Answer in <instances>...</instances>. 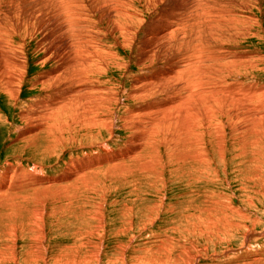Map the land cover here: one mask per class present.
I'll use <instances>...</instances> for the list:
<instances>
[{
	"label": "rangeland",
	"instance_id": "1",
	"mask_svg": "<svg viewBox=\"0 0 264 264\" xmlns=\"http://www.w3.org/2000/svg\"><path fill=\"white\" fill-rule=\"evenodd\" d=\"M84 1L72 0L70 8L68 3L57 0H3L1 19L11 11L13 15L29 13L32 17L25 18L30 29L26 33L30 35L23 42L29 62L28 80L16 103L0 91V176L10 167H19V177H26L25 181L35 175L58 179L71 166L81 170L87 160L119 155V150L128 144L129 132L120 129L118 118L126 117L127 108L132 107V101L125 102L124 96L135 86L138 75L153 70H140L137 63L152 52L150 45L154 43L160 45V52L154 50L156 54H151L155 63L150 68L165 66L170 62L167 58L183 56L179 51L184 50V42L186 46L198 43L207 53L211 48L222 59H207L208 69L212 65L224 71L219 79L212 80L233 88L234 102L238 100L221 108L224 115H212L207 108V126L200 131L191 113V117L186 116L190 122L182 124L187 123V128L180 129L179 119L175 118L177 128H169L168 136L163 135V127H157L159 132H153L156 142L154 138H147L148 142L145 139L128 161L123 158L102 163L55 186L43 183L17 196L0 195V204H5L0 212V264H264V116L260 115L264 114V0H243L247 2L245 8L241 0H200L199 8L195 6L199 0H163L150 4L148 11L144 9L146 1L140 0L131 11L139 21L133 15L118 17L119 8L111 4L107 5L113 8L104 10L106 0ZM207 6L218 9L212 17L226 13L235 21L193 18ZM177 11L187 16L190 12L189 21L197 26L187 25L188 37L183 36L182 46L178 43L177 51L169 48L166 52L162 50L165 45L174 47L176 41L168 35L161 42V29L175 21ZM129 30L137 31L136 35L129 36L133 33ZM148 35H152L151 43L146 40ZM21 39L14 40L17 43ZM87 41L89 44H85ZM72 45L75 48L68 50ZM48 47L52 48L47 50ZM82 49L88 55L94 51L99 63L107 61V65L98 64V70H104L105 75L95 76L110 91L114 104L109 106L106 120L108 125L112 119L115 131L110 134L92 130L97 142L90 143L92 139L86 141L81 134L84 139H76L73 145L65 143L71 137L68 134L54 142L48 133L24 136L27 127L20 114L27 101L40 95L39 86L28 88L33 77L52 69L51 64L59 60L64 62L61 59L67 54L83 56ZM45 50L55 58L40 66L37 62L41 64ZM241 55H245L242 62L227 65L233 56ZM161 57L165 58L163 63L158 62ZM248 60L253 68L244 67ZM115 63L126 69L120 70ZM149 65V60L145 61V66ZM222 97L208 101L215 103L225 98ZM155 100L159 99H145ZM197 131L202 136L194 135Z\"/></svg>",
	"mask_w": 264,
	"mask_h": 264
},
{
	"label": "bare ground",
	"instance_id": "2",
	"mask_svg": "<svg viewBox=\"0 0 264 264\" xmlns=\"http://www.w3.org/2000/svg\"><path fill=\"white\" fill-rule=\"evenodd\" d=\"M10 1L12 2L14 0H10ZM57 1L60 3H68L69 7L71 8L72 0H57ZM142 1H146V3L144 4V9H146V8L150 9V7H152L150 4L154 5L157 2L161 3V1H163V0H142ZM201 1H203V0H201ZM241 1L243 4V8L247 7V2L244 3L243 0H241ZM139 2H140V0H106L105 6L103 8H105L104 10H106L107 8H109L108 5L111 4V5L117 6L119 8V14L117 13L118 17L121 15L122 16L133 15V16L138 18V16L136 14H133L131 11H134L133 5L138 4ZM199 2H200V0H199ZM199 2L198 1L195 2L196 3L195 6L197 8L200 7L198 4H201V2L200 3ZM1 5H3V0H0V7H1ZM8 5H9V3H8ZM8 5L7 6L5 5V8L12 6V5L11 6H8ZM58 5H59V3H58ZM193 5L194 4L191 5V8H190L191 10H193ZM211 7H212V5H211ZM62 8H64V6ZM103 8H102V11H104ZM110 8H113V7L110 6ZM84 9H86V8H84ZM89 9H92V7L90 6ZM147 9H146V11H148ZM11 10H12V8H11ZM114 10H112V11H114ZM215 10H218V9H211L207 6L206 8H204V11H201V13L207 12V15L205 13L202 16H200L201 13L199 12V15L192 13L193 14L192 16H194L193 18H195V16H196V19L198 21H199V19L202 20L203 18H206V19L211 18L209 21H211L212 19H214V21H219L216 18H219L221 20H222V18H223V20H224V18H229V19H231L230 21L233 20L232 19L233 16H231L230 14H226V13L224 15L221 14L222 16H220V17H216V18L212 17L214 15L212 13ZM0 11H2V8H0ZM80 11H82V10L80 9ZM101 13H100V15H101ZM189 13L187 16L186 14H183V15L178 14V11H177L174 14L175 21L173 22V20H172V23L170 22V24H165V26L161 29V31H162L161 32V39H160L161 42L168 35L171 37V40L176 41L174 43V47L171 46V44H170L171 41L168 43L170 45L166 44L165 49L164 48L162 49L163 51L167 52L168 51L167 49H169V48H174L175 51H177L178 49H176V46L178 43H179V45L182 46L181 42L183 40V36H187L186 32H187L188 28H186V27H187V25L189 26L191 24L189 21L191 15ZM196 13H198V10L196 11ZM2 14L4 15L5 13L3 12ZM13 14L14 13H12V11H11V13H9L8 15H6V16L4 15V17L2 19L0 18L1 19L0 20V91L7 94L9 96V98L12 99L14 101V103H16L19 99V93L21 91L22 85L26 82V80H28V77H29V62H28V58H27L25 45L23 42L30 35V34L27 35L28 33H26V30L28 29V25L26 26L25 22H29V21H27V19H25V18L32 17V16H30L29 13L22 14V15H20V13L15 14V15H13ZM36 14L37 13L35 10V15ZM40 14L41 13H39V15ZM41 15L43 16V12ZM67 15H68V13H67ZM80 16H81V13H80ZM55 17L56 16H54L53 18H55ZM56 18L58 19V17H56ZM59 18H60V14H59ZM65 18H67V16ZM98 19H102V18L99 17ZM89 20H90V18H89ZM197 20H195V22ZM225 20H227V19H225ZM83 21H87V19H83ZM138 21H139V18H138ZM233 21H235V20H233ZM179 23H182L181 24L182 28L178 25ZM67 24H69V23H67ZM70 25H71V23H70ZM172 25H174V26L171 28ZM191 25H193V24H191ZM214 25H216V24H214ZM196 26L197 25H193V27H191V28H194ZM31 27H33V25ZM41 27H43V26H41ZM91 27L93 28V26H91ZM29 30L30 29H28V31ZM123 30H125V29H123ZM177 30H178V32L176 33L175 31H177ZM196 31H198V30H196ZM202 31H204V30H202ZM202 31H200V33ZM129 32H133V33H131L132 35L128 34L129 36H134L137 33V31H134V30H129ZM159 33H157V34H159ZM195 33H198V32H195ZM208 33L206 32L207 35H208ZM210 33H212V32H210ZM157 34H155V35L157 36ZM189 35H192V34H189ZM209 35H211V34H209ZM180 36H181V39H180ZM204 36H205V33H204ZM18 37H22V39L16 43L14 39H16ZM73 37H74V34H73ZM151 37H152V35H148V37L146 39L150 43H151V39H152ZM196 37H198V36H196ZM81 38H82V36H81ZM76 39L77 38H75V41L77 42L78 39L77 40ZM157 39H158V37H157ZM203 39H204V37H203ZM70 40H72V38ZM95 40H96V38H95ZM133 40H134V38L131 40V43L133 42ZM189 40H188V42H189ZM197 40L199 41L200 39H197ZM212 40H213V37H212ZM160 41H159V44H161ZM200 41L202 42V39ZM203 41H205V40H203ZM167 42L168 41H166V43ZM86 43H88V41L85 42V44ZM189 43H191V42H189ZM204 43H206V42H204ZM14 44H16L15 48L13 47ZM184 44L188 45V43H186V42H184ZM184 44H183V46H184ZM212 44H214V43H212ZM73 45H74V43H73ZM73 45H72L71 49L69 47L68 50H72V48H75ZM186 45L184 46L183 51H179V53L183 54V56H181L180 58L175 56L174 59L173 58L171 59L169 57L170 60H168V58H167V62H169V61L170 62L167 63L165 66L163 64L161 66L159 65L158 68H150V66H153L154 65L153 63H155V61H153L154 54H156L154 52V50L156 52H160V50H158V49H160L159 48L160 45H157L154 43V46H152V44H151L150 47L152 48V50L151 49L150 50L152 52L149 53V55L146 52L147 54L145 56H143V59L137 63V64L141 65L140 70L145 71L148 68L153 69V70L149 73H147V72L141 73L140 72L141 74L138 75L134 80L135 86L132 85L129 93L124 96L125 102L126 101H132V107L127 108L126 117L118 118L119 124L121 125L120 129L125 130V132H127V131L129 132L127 135L128 144L126 143L124 145V147L121 148L122 150H119L120 151L119 155H115V156L111 155L110 158H107V156H106V158L102 157L99 160H98V158L97 159L93 158V159L87 160L86 166H84L81 170L76 168V167L71 166L68 169H66L67 174L62 175L64 177H59L58 179H52V180H49L48 178H45V177H40V176L35 175L34 177L32 176L33 177L32 180L29 179L30 181L29 180L25 181L26 177L25 178L23 177L24 179H21V177H19V176H21V169L19 167H15V166H14L15 168L10 167L9 169H7V171L4 173L3 176H0V195L7 194V195L17 196L16 194H18L19 192H22L24 189L25 190H32L34 187H36V188L42 187L41 184H43V183H45V184L49 183L50 186H55V184L58 182H62V181H66V180H69L71 178H74L77 176V174H79V173L81 174L84 171L89 170L91 167H97L102 163H106V162L110 163L113 161L116 162L117 160H120L123 158H125V160L123 159L124 161H126V159L128 161L129 160L128 156L132 153H134L133 155H136L135 151L139 147H141V145H143L142 143L145 139L154 138L153 132L155 133V131L156 132L158 131V130H155L157 127H163L164 128V129L163 128L161 129V130H163L162 132H163L164 136L169 135L167 131L169 128H172V126L174 127V125H176V128H177V124L174 121L175 118L179 119L178 125H179V127H181L180 129H184V128H187L186 127L187 123L183 127H182V124L184 125L185 120H186V122H190V119H191V118L186 119V116L189 114L188 117L189 116L191 117V114H192L193 120L197 124L196 128L198 127V130L200 131L201 129H203L204 127L206 128V126H207L206 125L207 121L205 122V119H207V112H208L207 110L208 109H209L210 114H212V115L214 113H215V115H221V114L224 115V113L221 111V108H223L225 105L227 107L228 103L229 104L235 103L238 99L235 100V102H234V94H233L234 90H233V88H229L227 86H224L223 84H217V82L216 83L214 82L216 80L215 78H218L219 74L224 73V71H220L219 70L220 67L216 68L215 66H212V65H211V68L208 69V67L206 65L207 59L215 58L214 60L218 61V60L222 59L221 55L218 54V55H220V57L219 56L217 57L215 55V53L213 54L214 51L213 52L210 51L211 48L208 51V53L203 52L201 50L202 47L200 48L199 47L200 45L198 46V43H197V45H196V43H195V45L194 44L189 45V46H186ZM204 46H205V44H204ZM218 46L219 45H217L216 47H218ZM148 47H149V45H148ZM212 47H214V46L212 45ZM51 48L52 47H48L47 50H49ZM84 48H86V47H84ZM87 48L89 49L88 46H87ZM206 48H208V47H206ZM206 48H205V50L209 49V48L208 49H206ZM77 50L78 49H76L75 52H77ZM82 50L83 51H81V52H84L83 56L82 55L75 56V55L67 54V56H64L61 59V60H64V62L57 59V60H59L58 63L51 64L53 66L52 69H50L48 71L46 70L43 73L38 74V75L33 77V80H32V82L28 88L29 89H35L37 86H39L40 95L39 96L37 95L34 98H31L30 101H27L28 103L25 105L26 109L20 114L21 122H23L25 124V126L27 127L24 129V132H23L24 136L27 135V137H29V134L30 135L33 134V136H35V135H37V133H39V134L48 133L47 136L50 138L51 142H54L55 140L60 139L64 135L68 134L71 137L65 143L68 145H73L75 143L76 139H78V138L84 139V137H85L86 141L92 139V141L90 143L97 142V139L95 137L96 134H92L91 133L92 130L93 131L94 130H102V132H106V133H110V134H112L115 131L113 129L114 126H112V124L114 123V122H112V119L110 120L108 125H107V120H106V118L110 112L109 106L111 104L112 105L114 104L113 100L111 99L110 91L108 90L107 84L105 82H102L99 79L100 77L98 78L95 76L96 74H98V76H102V77L105 75V72H103L104 70L101 72L98 70V67H99V65H105V64L107 65V63H106L107 61L104 63H99L98 59L96 60V56L94 55V53H95L94 51H93V53L88 55V53H86V51L84 49H82ZM179 50H182V49L180 48ZM217 50H218V48H217ZM73 51H74V49H73ZM49 52H53V51H49ZM69 52H71V51H69ZM153 52H154V54L151 55ZM169 53H170V51H169ZM79 54H81V53H79ZM224 54H226V53H224ZM55 56L59 57L58 54H56V53H55ZM244 56L243 55L238 56V57L233 56V58H232L233 60L228 61L227 65L228 66L233 65L235 62L236 63L242 62L243 61L242 58ZM54 58L52 56V53L48 54L45 50V56L43 57L41 64L39 62H37V64H39L40 66H45L47 63L50 62V59H54ZM59 58H61V57H59ZM109 58H110V56H109ZM248 58H250V57H248ZM148 60L150 62V65L145 66V61H148ZM163 60L165 61V58L161 57L160 61H158V62L163 63V62H161ZM238 60H240V61H238ZM115 65L119 66V68L121 67L120 70H122V71L126 69V67L123 66V64H116L115 63ZM244 65H245L244 67H249V68L254 67L253 63L249 60L247 62H245ZM30 79H31V77H30ZM207 80L213 81L214 84L209 83L210 81L208 82ZM206 81L210 85L207 84ZM237 90L238 89H235L236 95L238 94ZM219 95L223 96L222 98H224V96H225L224 99L225 100L227 99L228 102L226 101L227 103H225L224 99L223 100L217 99L215 101V103H214V101H211V103H209V101H210L209 99L213 98V100H214L215 97H217ZM247 95H249V94H247ZM146 98H149V99H157L158 98L159 100L147 102V101H145ZM238 98H239V96H238ZM140 100H142V103H139ZM118 102H119V99H117V103ZM128 104H130V103H128ZM241 110H243V109H241ZM173 111H174V113H173ZM205 111H206V113H205ZM247 111H249V110H247ZM172 113H173V115H170ZM250 113H251V111H250ZM259 113H261L260 108H259ZM262 113H263V111H262ZM181 115L183 117H181ZM248 115H249V113H248ZM260 115L264 116V114H260ZM181 118H183L182 122L180 120ZM188 119H189V121H188ZM253 120H254V118H252V121ZM157 129H159V128H157ZM164 130H166L165 133H164ZM169 130L171 133V129H169ZM160 133H161V131H160ZM81 134H84V137H83V135L81 136ZM199 134H200V132L198 133V131H197V134H194V135H199ZM164 136H162V138ZM169 137H171V136H169ZM158 138H159V136H158ZM148 141H150V139L149 140L147 139V142ZM152 141H155V138H154V140L152 139ZM147 142H145L144 145ZM165 144H167V142ZM4 205L5 204H0V212L2 211Z\"/></svg>",
	"mask_w": 264,
	"mask_h": 264
}]
</instances>
